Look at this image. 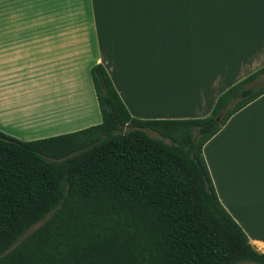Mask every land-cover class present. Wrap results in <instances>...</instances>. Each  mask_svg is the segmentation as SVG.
<instances>
[{"label": "crops", "instance_id": "0c3cea01", "mask_svg": "<svg viewBox=\"0 0 264 264\" xmlns=\"http://www.w3.org/2000/svg\"><path fill=\"white\" fill-rule=\"evenodd\" d=\"M174 4L0 0V131L30 140L99 123L95 63L134 117L208 115L221 92L264 65V0ZM202 153L220 202L264 251V93Z\"/></svg>", "mask_w": 264, "mask_h": 264}, {"label": "trees", "instance_id": "16d2710c", "mask_svg": "<svg viewBox=\"0 0 264 264\" xmlns=\"http://www.w3.org/2000/svg\"><path fill=\"white\" fill-rule=\"evenodd\" d=\"M89 73L99 123L30 140L0 131V264H264L202 153L264 93V65L197 118L134 117L101 63Z\"/></svg>", "mask_w": 264, "mask_h": 264}, {"label": "rangeland", "instance_id": "374dc122", "mask_svg": "<svg viewBox=\"0 0 264 264\" xmlns=\"http://www.w3.org/2000/svg\"><path fill=\"white\" fill-rule=\"evenodd\" d=\"M173 1H174V3H175V4H174L175 11H176V12H183V11H184V9H183V1H184V0H173ZM197 1H198V0H192V5H194V6L197 5V4H196ZM197 6H198V5H197ZM90 55H91V54H90ZM87 75H88V74L86 73V78H87ZM88 78H89V77H88ZM88 78H87V80H89V82L91 83L90 79H88ZM26 85H27V84H26ZM27 87H28V89H32V90H33L34 88L36 89V87H35L34 85L32 86L30 83H28V86H27ZM35 89H34V90H35ZM32 95H34V92H32ZM49 135H50V134H49ZM53 135H56V134H53ZM50 136H52V135H50ZM15 137H16V136H15ZM45 137H48V136H45ZM17 138H18V137H17ZM19 139H20V138H19ZM38 224H39V223H37V224H35L34 226H32L27 232H29L30 230H32L33 228H35Z\"/></svg>", "mask_w": 264, "mask_h": 264}]
</instances>
